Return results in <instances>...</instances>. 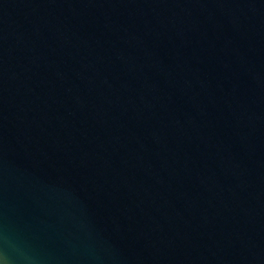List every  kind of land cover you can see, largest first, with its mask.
<instances>
[{
    "label": "water",
    "instance_id": "water-1",
    "mask_svg": "<svg viewBox=\"0 0 264 264\" xmlns=\"http://www.w3.org/2000/svg\"><path fill=\"white\" fill-rule=\"evenodd\" d=\"M0 264H264V0H0Z\"/></svg>",
    "mask_w": 264,
    "mask_h": 264
}]
</instances>
